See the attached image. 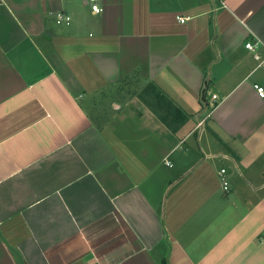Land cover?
I'll list each match as a JSON object with an SVG mask.
<instances>
[{"label": "crops", "instance_id": "crops-1", "mask_svg": "<svg viewBox=\"0 0 264 264\" xmlns=\"http://www.w3.org/2000/svg\"><path fill=\"white\" fill-rule=\"evenodd\" d=\"M97 2L0 0V264H264V0Z\"/></svg>", "mask_w": 264, "mask_h": 264}, {"label": "trees", "instance_id": "trees-1", "mask_svg": "<svg viewBox=\"0 0 264 264\" xmlns=\"http://www.w3.org/2000/svg\"><path fill=\"white\" fill-rule=\"evenodd\" d=\"M113 91L110 90L109 92H113V97L118 100H131L133 98L140 100L172 132H176L191 118L190 114L179 107L175 101L154 82L142 79L138 71L115 85ZM215 105L217 104L215 103ZM90 113L91 118L97 123L99 129L103 128L104 124L112 118V115L104 117L94 115L93 111H90Z\"/></svg>", "mask_w": 264, "mask_h": 264}, {"label": "built area", "instance_id": "built-area-1", "mask_svg": "<svg viewBox=\"0 0 264 264\" xmlns=\"http://www.w3.org/2000/svg\"><path fill=\"white\" fill-rule=\"evenodd\" d=\"M90 7H91V10L93 11V13L102 12V7L98 4L97 0H90ZM69 20H70V17L68 15L64 14L63 12H59L57 14V21L58 22H63V21H67L68 22ZM180 20L182 22H184L185 18L184 17H180ZM246 47L249 48V49H252V50L255 49V45H253L252 43H247ZM254 87H255L258 95L260 97L264 98V86H261L259 84H255ZM214 98H217V96L214 95ZM214 104L215 103H213L212 105L216 106ZM167 164L171 165V162L167 161ZM225 172H226V170L222 169L220 175H224ZM222 184H223L224 190H228L229 182L227 180H225L224 177H222Z\"/></svg>", "mask_w": 264, "mask_h": 264}, {"label": "rangeland", "instance_id": "rangeland-1", "mask_svg": "<svg viewBox=\"0 0 264 264\" xmlns=\"http://www.w3.org/2000/svg\"><path fill=\"white\" fill-rule=\"evenodd\" d=\"M215 105V104H214Z\"/></svg>", "mask_w": 264, "mask_h": 264}]
</instances>
